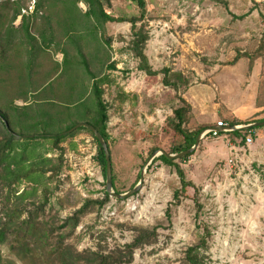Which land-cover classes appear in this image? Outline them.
Returning a JSON list of instances; mask_svg holds the SVG:
<instances>
[{
	"label": "rangeland",
	"instance_id": "1",
	"mask_svg": "<svg viewBox=\"0 0 264 264\" xmlns=\"http://www.w3.org/2000/svg\"><path fill=\"white\" fill-rule=\"evenodd\" d=\"M144 1L142 12L133 0H101L104 12L115 21L97 24L96 34L79 30L80 17L89 8L83 2L75 6L71 0L0 1V110L5 115L13 110L26 115L30 110L31 121L26 117L20 127L28 136L52 137L74 122H90L86 110L94 100L89 94L80 97L86 77L80 45L90 71L107 78L101 87L113 191L129 192L144 175L137 193L120 199L109 195L100 205L106 174L92 135L78 128L56 147L49 139H38L37 155L61 168L39 177L35 192L25 182L11 188L0 183V264H32L30 258L17 255L16 235L24 239L19 250L42 264L51 261L46 244L68 246L74 254L118 248L126 253L124 246L144 231L142 246L129 264H185V251L198 245L202 236L205 264H264V127L252 131L248 146L233 134L206 135L185 160L172 159L174 165H167L158 159L161 150L177 154L171 153L173 148L184 141L173 128V117L174 110L184 106L181 98L187 88L195 86L200 100L205 89L201 84L216 86L196 73L207 68L204 55L209 48L210 53L232 54L236 15H256L264 40V0ZM137 50L155 75L139 69ZM94 53L102 60H92ZM110 64L114 69L108 70ZM224 76L215 75L219 87L218 79ZM235 82L211 96L222 118L226 107L236 103ZM202 110L200 106L186 115L185 131L196 132L197 123H211L213 114ZM15 120L10 117V126L18 132ZM0 131L4 132L1 123ZM176 166L192 183L179 194V202L174 198L181 190ZM23 230L33 234L25 236Z\"/></svg>",
	"mask_w": 264,
	"mask_h": 264
},
{
	"label": "trees",
	"instance_id": "2",
	"mask_svg": "<svg viewBox=\"0 0 264 264\" xmlns=\"http://www.w3.org/2000/svg\"><path fill=\"white\" fill-rule=\"evenodd\" d=\"M4 1V0H0ZM53 1H59V0H53ZM61 1H67V0H61ZM75 6L78 2L85 3L89 8L88 10L83 13L80 17V23H79V30L80 27H82L84 30V34L88 33L89 30L93 31L95 34L98 31L97 24H101L102 22L106 21H115V19L109 15H107L104 10L103 6L101 4V0H71ZM139 7V9L143 12L145 10V1L144 0H133ZM23 18V17H22ZM21 18V23H22ZM20 23V24H21ZM85 37L83 35V32L81 34V41H85ZM142 41H145V38H141ZM80 41V42H81ZM87 41V40H86ZM95 41V39H94ZM87 43V42H85ZM264 48V45H263ZM67 49V48H66ZM76 51V49H75ZM78 52L81 56V63L83 64V70L85 77V85L84 90L81 92L80 97H84V95L89 94V96H93V106L91 108H88L86 110V116L89 114L91 115L92 119L86 121L88 124L92 125L94 128L97 129V131L102 135V137L107 140V132H106V122H107V109L106 105L103 101V89L101 85L107 81V78L104 77H96L89 69V63L87 59L84 57L82 52L80 51V45L78 48ZM136 56L140 58L141 63L139 65V69L141 71H145L148 75H155L156 72L151 69V67L148 65L147 59L142 53V51L137 50ZM65 59V56H64ZM92 60L94 61H101L102 57H100L97 53H94V56H92ZM80 63V64H81ZM82 66V65H81ZM115 65H108V70L114 69ZM88 81V83H86ZM165 85L169 86L170 81H164ZM172 85L176 88L177 84L172 83ZM71 92L69 91V94ZM181 101L184 106L179 107L174 110V119L176 122L174 123V130L176 133H179L183 136V143L178 144L175 146L171 153H180L182 151L190 149L194 143L195 139L198 135V133L201 131L196 132H188L183 129V124L186 122V115L191 111V106L183 99L181 98ZM35 109V108H33ZM32 109V110H33ZM37 110V109H36ZM9 111L8 115H5L0 110V123L3 126L4 132L0 131V135H4L3 140L0 139V183L5 185L8 188H11L13 184H21L23 182L30 184L31 190L35 192V190L38 188L39 185V177H43L46 172H58L59 168H55L56 165H53V161L49 159L48 157L37 155V146L39 145L38 139L42 138L44 140H51L53 141V146L56 147L57 144L65 139L68 134H65L69 129H71L76 123L74 122L69 127H66V129L63 132H55L52 137H44V134L35 133L34 135L26 134L20 130V127L23 128V125H21L25 118L27 117L29 121H31L30 117L28 116V110L25 113L24 110H21L19 112ZM34 115H37V112L34 110ZM10 117H15L16 120L14 121V125L18 127L16 129L18 132L14 131L12 127L10 126ZM34 116L32 117V119ZM38 123V122H37ZM7 124V127H6ZM230 126H237L240 125L239 123L233 121L231 123H228ZM256 128H249V129H242V130H236L233 132H229V134L236 135V137L241 138L242 144H245V137L246 134L249 131H254ZM85 129L87 130L92 137L95 139L98 145V154H97V160L100 163L104 175L106 174V161H105V155L103 148L98 143V140L95 138L93 133L85 127H80L79 130ZM47 134V132H43ZM225 133H222L220 135H223ZM70 135V134H69ZM49 151V149H47ZM188 156H185L183 160H185ZM159 160H161L163 163L167 165H174V161L168 159L164 155H160L158 157ZM56 164V163H55ZM177 172L180 177L181 182V190L176 191L174 194V198L176 199V202H179V194L189 186L192 185V183L185 180V176L181 169L176 166ZM53 176V175H52ZM52 177H49L51 179ZM114 182V178H113ZM7 188V189H8ZM114 188V184H113ZM9 190V189H8ZM31 191V192H32ZM116 193H119L116 191ZM105 200L100 203L104 204L105 201L109 198V194L104 191ZM47 195L44 192V199L43 204H45ZM82 209L78 210V213H81ZM26 224L30 227L31 225L26 221ZM145 232V231H144ZM144 232H140V234L135 237V239L124 246V251L126 253H123L121 249H115L113 251H110L108 253H103L101 251H85L84 253H76L74 254V251H71L68 246L63 247L62 244H59L57 246H53V244L50 243V246L46 244L47 249V256L51 261H43L42 264H125V263H131L133 260L134 251L136 249H139V247L142 246L143 243V237L145 236ZM22 233L24 235H32L33 233L29 230H23ZM2 233L0 232V239H2ZM50 239V236H49ZM23 238L16 235L15 243L18 245V251L17 255L20 256L23 260L26 258H30L32 261V264H35V255H27L25 250L21 251L19 248H22ZM43 243L45 242L44 238H41ZM206 238L205 236H202L200 238V243L198 245H193L187 248L185 251V264H205V258L202 253L201 248L205 246ZM125 256V258H123Z\"/></svg>",
	"mask_w": 264,
	"mask_h": 264
},
{
	"label": "crops",
	"instance_id": "3",
	"mask_svg": "<svg viewBox=\"0 0 264 264\" xmlns=\"http://www.w3.org/2000/svg\"><path fill=\"white\" fill-rule=\"evenodd\" d=\"M255 16L248 14L241 17V15H236V47L232 50L231 55L230 52L228 54L223 52L214 54V51L210 53L211 48L208 49L209 53H206L202 49L206 53L204 56H208V64L207 68L201 71L202 73L197 72L196 74L200 80L215 83L216 86L213 88L208 83L201 84V86H205V89H203L204 94L200 100L195 95V86H189L183 95L184 100L191 106L192 112L201 106L204 114H213L210 124L203 126L205 121L202 124L197 123L196 126L201 129L199 133L215 127L219 121L224 122V120V123L228 120L235 121L240 124L237 126L264 121V51H262L264 40L262 25L260 27L257 25V22L254 21ZM178 65H180L179 62ZM182 65L187 66L184 63ZM175 70H181L184 75L186 74L183 69L178 67ZM220 72L225 73V76L223 81L218 79L219 83L222 84L219 87L215 75ZM234 81H236V91L239 89L238 93L236 92V103L230 104L229 108L226 107L225 117L222 118L216 113L219 103L215 97L212 98L211 96L222 93H216V89L233 87ZM212 85L214 86V84ZM242 95V98H238ZM261 129L259 127L257 131Z\"/></svg>",
	"mask_w": 264,
	"mask_h": 264
},
{
	"label": "water",
	"instance_id": "4",
	"mask_svg": "<svg viewBox=\"0 0 264 264\" xmlns=\"http://www.w3.org/2000/svg\"><path fill=\"white\" fill-rule=\"evenodd\" d=\"M7 127V124H6ZM80 127H85L88 128L93 135L95 136V138L98 140V143L101 145V147L103 148L104 151V155H105V161H106V191L109 195L115 197V198H126V197H130L133 194L137 193L138 190L140 189L143 179H144V175L143 173H141L140 176V182L129 192L124 193V194H118L116 192L113 191V180H112V162H111V157H110V151L107 145L106 140L102 137V135L97 131L96 128H94L92 125H89L87 123H79L77 125H75L73 128L69 129L67 132H65V134H70L73 131H75L76 129L80 128ZM256 128V127H264V121H260V122H256L253 124H249V125H244V126H229L228 128H216L218 131L220 132H224V131H236V130H242V129H249V128ZM211 129V128H210ZM206 133V131H205ZM205 133H199L195 139V143L194 145L185 151H182L180 153L177 154H167L166 152H164L163 150H161L159 153L160 155H164L165 157H167L168 159L172 160V159H178L181 158L183 156L189 155L190 153H192L198 146L199 141L201 138H204ZM157 153H155L153 155V157L156 155Z\"/></svg>",
	"mask_w": 264,
	"mask_h": 264
},
{
	"label": "built area",
	"instance_id": "5",
	"mask_svg": "<svg viewBox=\"0 0 264 264\" xmlns=\"http://www.w3.org/2000/svg\"><path fill=\"white\" fill-rule=\"evenodd\" d=\"M229 126H230V125H229L228 123H224L223 121H219L215 127L211 128V129H208V130L206 131L204 137H205L206 135H207V136L214 137V138H216V137H220V136H221L220 134H222V133H229V132H231V131L220 132V131H218L216 128H228ZM251 134H252L251 131H249V132L246 134V137H245V144H246L247 146L250 145V144L253 142V140H252V138H251Z\"/></svg>",
	"mask_w": 264,
	"mask_h": 264
}]
</instances>
